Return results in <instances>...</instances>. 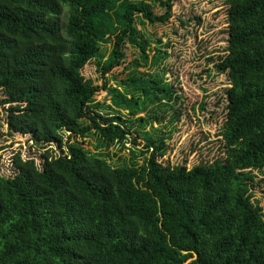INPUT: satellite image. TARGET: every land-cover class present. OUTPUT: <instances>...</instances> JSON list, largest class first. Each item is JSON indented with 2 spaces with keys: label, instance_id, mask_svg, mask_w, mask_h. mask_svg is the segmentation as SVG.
I'll use <instances>...</instances> for the list:
<instances>
[{
  "label": "trees",
  "instance_id": "obj_1",
  "mask_svg": "<svg viewBox=\"0 0 264 264\" xmlns=\"http://www.w3.org/2000/svg\"><path fill=\"white\" fill-rule=\"evenodd\" d=\"M224 5L227 39L214 68L230 86L218 103L226 102L218 157L164 165L171 136L147 143L141 165L133 152L118 167L101 150L123 148L132 127L99 113L101 89L81 72L109 42V58L97 61L102 76L121 65L126 42L145 52L135 20L167 22L170 1L0 0V130L29 137L41 159L17 153L9 174L0 172V264H264V219L250 193L252 172L264 170V0ZM164 58L171 75L173 57ZM127 85L143 106L174 112L177 130L182 97L173 83ZM111 100L130 115L138 107L115 91ZM85 138L95 153L75 141Z\"/></svg>",
  "mask_w": 264,
  "mask_h": 264
},
{
  "label": "rangeland",
  "instance_id": "obj_2",
  "mask_svg": "<svg viewBox=\"0 0 264 264\" xmlns=\"http://www.w3.org/2000/svg\"><path fill=\"white\" fill-rule=\"evenodd\" d=\"M140 0H129L136 3ZM166 1V0H163ZM172 7L171 17L163 24L142 22L139 17L135 20L137 39L146 43L145 52L129 45L123 47L124 59L121 65L113 68L102 76L97 67V61L105 62L112 51L109 42L99 51V58L87 64L81 74L85 80H90L101 90L94 97V104L104 106L99 110L106 117H119L123 126H131L127 143L123 146L108 147L101 150L111 166L121 167L134 163L141 165L145 155L140 152L151 142L167 141L168 151L160 160L164 165H196L212 161L218 157L221 148L220 138L217 137L218 127L223 120L222 107L224 91L229 88L225 74L216 72L214 66L219 63L227 39V7L224 0H169ZM151 10L155 16H163L166 8L154 3ZM170 46V47H169ZM173 48V49H172ZM173 57L169 69L174 73L163 72L166 65L164 53ZM147 61H146V60ZM168 66V65H167ZM157 77L162 83H173L181 94L180 107L182 120L175 131L172 115L174 112H160L158 105L146 101L142 105V95L132 85L123 87L128 80L151 81ZM177 79V80H176ZM142 85V84H141ZM140 85V86H141ZM126 95L127 101L138 99V107L132 108L130 115L123 106H112L113 92ZM129 95V96H128ZM107 107H112L108 110ZM155 109V111H154ZM144 110V111H142ZM158 117L159 122L153 120ZM145 119L146 123H141ZM88 120H84L85 124ZM140 131L144 139L140 137ZM66 136V134H65ZM66 140V138L64 139ZM88 152L95 153L96 141L93 138L75 140ZM73 142V140H72ZM55 153L59 154L57 149ZM39 150L32 146L29 137L9 134L7 127L0 130V172L8 175L11 159L20 154L23 159L34 157L40 162ZM42 152V151H41ZM254 183L250 189L252 202L260 209L264 219V170L262 173L252 172Z\"/></svg>",
  "mask_w": 264,
  "mask_h": 264
}]
</instances>
